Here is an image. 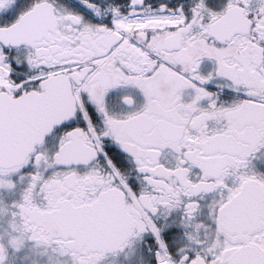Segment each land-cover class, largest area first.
I'll list each match as a JSON object with an SVG mask.
<instances>
[{"label":"snow or ice","instance_id":"obj_1","mask_svg":"<svg viewBox=\"0 0 264 264\" xmlns=\"http://www.w3.org/2000/svg\"><path fill=\"white\" fill-rule=\"evenodd\" d=\"M0 264H264V0H0Z\"/></svg>","mask_w":264,"mask_h":264}]
</instances>
